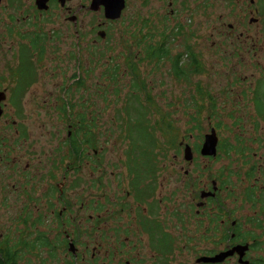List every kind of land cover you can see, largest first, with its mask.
<instances>
[{"label": "flooded vegetation", "instance_id": "1", "mask_svg": "<svg viewBox=\"0 0 264 264\" xmlns=\"http://www.w3.org/2000/svg\"><path fill=\"white\" fill-rule=\"evenodd\" d=\"M70 1L65 0L61 5L60 0H0V78L14 83L13 86L6 84L0 90L1 116L8 106L18 114L23 113L22 92L33 78H39L35 76L37 65H42L44 50L50 48L47 38L54 31L53 22L59 21L60 10L66 14L72 13L71 16H64V20L72 22L76 27V11L71 9L68 4ZM175 1L179 4L177 13L173 9V0L168 2L173 17L182 14L180 4L186 0ZM196 1L203 11L210 10L212 4L217 2ZM227 1L231 12L238 9L234 13L237 20L228 23L226 27L209 26V16L205 15L200 26L187 33V37L196 39L193 42L195 50L188 46L186 53L172 56L173 74L176 77L187 75L184 59H189L196 72L194 75L201 74L200 76L204 74V65L209 62L228 66L229 74L226 78H221L223 85L215 96L203 92L200 83L199 104L204 107L202 101L206 97L208 106L214 110L216 104L219 105V102L215 103V99L229 102V110L244 115L247 122L248 119L252 121L253 130L257 121L264 119V10L260 12L259 9L264 5V0ZM126 5L127 0L125 7ZM86 8L82 4L79 9ZM49 14L52 16L48 17ZM45 24L48 25L46 29ZM101 24L103 22L98 23V26ZM176 24L169 30L174 39L185 29L182 22ZM96 34L103 39V29H98ZM156 34L158 41L147 47L146 57L149 62L159 65L171 54L167 49V35L164 32ZM209 38L210 47H203V41ZM94 41H97L96 38ZM77 44L79 45V40ZM80 79L79 73L73 74L65 90L68 91L74 83L81 84ZM135 87L138 92L144 91L141 84ZM144 94L148 98V104H151L152 96ZM61 98L63 107L57 113L62 114L63 111L62 120L67 122V149H62L63 155L55 150L54 160L47 168L51 170L43 181L46 186L41 188V195L44 197L45 194L50 196L57 193V203H48L56 230L49 228L48 233L38 231L31 236L23 231L24 226L29 222L33 223L29 214L24 213L27 206L24 201V192L27 191L25 186L17 195L19 204H24L14 218L15 225H21L22 229L18 235H0V264H23L29 261V264H50L52 259L55 261L51 264H264V251L256 254L264 247V161H260L262 154L256 148V145L262 144L258 133L251 134L247 143H244V138L222 140V127L217 122L211 123L207 129L202 126L199 128V142L194 149L182 141L185 150L189 147L191 151L190 159L186 154L183 155V163L191 166L198 157L224 163L219 166L222 167L221 170L216 169L211 173L202 171L195 177L182 165V173L180 170L174 172L175 175L180 174L178 183L181 184V195L171 209L166 196H156L158 173L153 172L152 163L153 158H159L160 155H147L141 162L134 163L132 144L135 143L133 139H129L128 157L131 162L122 161L125 168L120 173L122 177L119 187L113 190V197H109V192L103 194L99 212L93 215L92 212H87L89 203H75L70 198L64 199L65 189L61 185L66 179V173L60 178L61 181L53 180L56 178L58 165L64 159L67 163L65 169H71L76 167V163H84L93 154H98L94 144L99 143V135L91 133V130L95 128L100 131L102 123H97L98 118H93L92 113H85L83 109L75 111L72 101L66 95ZM138 102L142 105L140 99ZM125 117L124 120L120 116V120L127 124L129 118L126 114ZM131 121L134 126L136 119L132 118ZM11 125L17 127V137L25 135L24 125L17 122ZM125 135L129 138V133L126 132ZM208 137H211L214 145L210 149L212 153L203 152ZM10 143L3 144L6 158L18 151L16 155L37 159L33 150L26 151L21 145L11 146ZM89 146L92 147L93 154L88 150ZM154 146L157 147V144ZM153 151L152 149L149 153ZM174 158L178 156L175 155ZM229 162L238 163L239 167L230 166ZM108 185L109 181L106 180L105 187ZM234 186H237L238 191ZM109 190L111 189L105 188V191ZM171 192L173 193L172 190ZM60 198L63 201L58 203ZM11 200L17 201L16 197ZM247 205L248 212L252 213L247 212ZM37 221L43 222L39 216ZM92 221L100 232L99 236L91 234ZM87 222L90 223L89 228L82 225ZM144 233L146 242L142 239ZM59 248L64 251L55 252ZM42 249L48 250L45 256H42ZM87 253L90 254L89 257Z\"/></svg>", "mask_w": 264, "mask_h": 264}, {"label": "rangeland", "instance_id": "2", "mask_svg": "<svg viewBox=\"0 0 264 264\" xmlns=\"http://www.w3.org/2000/svg\"><path fill=\"white\" fill-rule=\"evenodd\" d=\"M90 1L71 0L68 3L71 9L76 11V27L72 22L64 20V16H71L72 13L66 14L60 10L59 21L53 22L54 31L47 38L50 48L44 50L42 65H37L35 76L39 78H33L32 82L30 80L28 84H31L22 92L23 113L18 114L8 106L5 107V113L0 115V235H18L22 229L21 225H15L14 218L24 204H19L17 195L25 186L27 191L24 192V201L27 206L24 213L29 214L33 223L29 222L23 231L31 236L38 231L48 233L49 228L56 230L57 226L49 214L48 203H57V193L50 196L45 194L44 197L41 195V188L46 186L43 181L51 170L47 168L54 160L55 150H58L59 155H63L62 149H67V122L62 120L63 111L62 114L57 113L61 106L63 107V95H66L68 100L70 98L75 111L83 109L85 113H92L93 118L97 117V123H102L100 131L95 128L91 130V133L99 135V143L94 144L98 154L94 155L92 147L89 146L88 150L93 156L84 163H76V167L71 169H65L67 163L64 159L58 165L59 169L53 180L55 182L62 179V175L66 173V179L61 185L65 189L64 199L70 198L75 203H89L87 212H92L93 215L99 212L103 194L109 192V197H113V190L119 187L122 177L120 173L125 168L122 161L131 162L128 157L129 139H133L135 143L132 144L134 163L141 162L147 155H160L152 160L153 172L158 173L156 196H166L167 203H170L169 209L173 208L175 200L181 195V184L178 183L180 174L175 175L174 172L180 170L182 173V165L184 169L192 172L194 177L202 171L211 173L216 169L221 170L222 167L219 166H223L224 161L213 162L199 157L191 166L183 163V145L188 143L193 149L196 147L201 126L207 129L211 123L219 122L222 127L220 138L226 141L244 138V143H247L246 140L251 138V134L258 133L262 144L256 145V148L259 154H262L260 161H264V119L257 121L258 124L252 130V121L248 119L247 122L245 116L235 110L230 111L229 102L215 99V103L219 102V105L216 104L214 110L208 106L206 97L202 101L204 107L199 104L200 83L203 92L215 96L223 85L221 78H226L229 74L228 66L209 62L204 65V74L200 76L201 74L194 75L196 72L189 59H184L183 65L187 69V75L176 77L173 74L172 56L186 53L188 46L195 50L193 42H196V39L187 37V33L199 27L205 15L209 16V26L226 27L228 23L237 20L234 13L238 9L231 12L227 0H217L210 10L203 11L196 0H186L185 4H180L182 14L173 17L169 0H127L122 15L111 21L103 16L102 9L90 10ZM82 4L87 8L80 10ZM178 7L179 4L173 0L175 12ZM259 9L263 12L264 5ZM102 22L103 24L98 26V23ZM180 22L185 29L174 39L169 30ZM47 26L45 24V29ZM98 29L105 32L103 39L97 36ZM156 32H164L167 35L169 45L166 47L171 54L159 65L152 63L153 61L149 62L146 57L147 47L158 41ZM94 38L97 41H94ZM211 38L203 41V47H210ZM78 73L81 76V84L74 83L66 91L65 88L71 82L73 74ZM6 84L14 85L6 82L5 78H0V90ZM140 84L144 86V91L138 92L135 86ZM144 93L152 96L151 104H148ZM138 99L142 101V105ZM125 114L129 118L127 124L120 120V116L123 117L121 119H126ZM132 118L136 119L135 125L140 127L133 126ZM13 122L24 125L25 135H15L17 127L11 125ZM142 130L149 136H144ZM126 132L129 133V138L125 135ZM4 143L17 147L21 145L26 151L33 150L37 159L16 155L18 151L6 158ZM152 149L154 151L149 153ZM175 155L178 158H174ZM37 160L39 162H36ZM229 165L239 167L235 162H229ZM143 169L147 170L144 167ZM106 180L109 181L107 187ZM31 184L38 189L34 190ZM105 188L111 190L105 191ZM234 188L238 191L237 186ZM14 197L17 201L11 200ZM60 201L63 200L60 198L58 203H61ZM246 210L248 212V205ZM38 216L43 222L37 221ZM89 224L82 223L87 228ZM91 234L100 235L94 221ZM142 239L146 242L145 233L142 234ZM178 241L179 239L176 242ZM47 251L42 249V256H45ZM61 251L64 249L55 250L58 253ZM263 251L264 247L256 254ZM89 256L87 253V257ZM32 260L37 261L36 258ZM54 261L55 259H52L50 264ZM29 263L30 261L23 264Z\"/></svg>", "mask_w": 264, "mask_h": 264}, {"label": "water", "instance_id": "3", "mask_svg": "<svg viewBox=\"0 0 264 264\" xmlns=\"http://www.w3.org/2000/svg\"><path fill=\"white\" fill-rule=\"evenodd\" d=\"M64 1L65 0H60L61 5L64 3ZM124 7H125V0H91L88 6V8L92 11H99L102 8L103 16L111 21L116 20L121 16ZM104 36H105V32L103 31V37ZM0 114H1V110H0ZM210 138L211 137H208V140L204 145V149H203L204 153L213 152L210 151V149H212L214 146ZM185 154L187 155V158L190 159L191 151L189 147H186Z\"/></svg>", "mask_w": 264, "mask_h": 264}, {"label": "trees", "instance_id": "4", "mask_svg": "<svg viewBox=\"0 0 264 264\" xmlns=\"http://www.w3.org/2000/svg\"><path fill=\"white\" fill-rule=\"evenodd\" d=\"M174 68L177 69V67H175V66H174ZM114 71L116 72V69H115ZM136 127H140V126H136ZM142 131H144V130H142ZM144 133H145V131H144ZM144 136L148 137L149 135H147V134L145 133Z\"/></svg>", "mask_w": 264, "mask_h": 264}]
</instances>
